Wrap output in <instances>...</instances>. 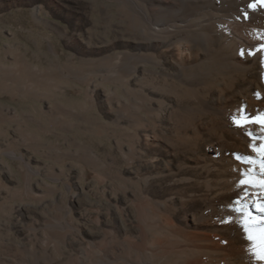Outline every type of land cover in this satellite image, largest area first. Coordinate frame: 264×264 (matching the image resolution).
Listing matches in <instances>:
<instances>
[{"label":"bare ground","instance_id":"6f19581e","mask_svg":"<svg viewBox=\"0 0 264 264\" xmlns=\"http://www.w3.org/2000/svg\"><path fill=\"white\" fill-rule=\"evenodd\" d=\"M23 1L32 4L33 16L51 14L43 0ZM68 1L65 15L83 27L81 3ZM113 1L125 3L120 15L131 38L117 47L120 38L97 43L86 29L75 30L69 53L78 62L98 64L99 72L106 68L102 79L120 82L124 91L126 106L117 91L106 93L111 117L96 116L116 141L117 156L83 155L99 170L98 183L112 182L113 207L102 208L99 197V210L81 213L99 224V235L68 225L81 240L51 228L52 219L46 226L31 224L24 242L0 243V264H264V154L256 150L264 144V125L239 127L233 119L264 117V0ZM99 13L110 23L117 17L105 3ZM49 48H56L51 41ZM75 74L63 67L48 73L27 63L0 64V82L27 79L22 88L28 94L36 91L34 82ZM95 96L90 98L98 108ZM58 104V111L68 110ZM54 151L60 156L58 148ZM244 173H251L255 186L239 184L248 179ZM50 178L59 181V173ZM27 185L25 195L33 192Z\"/></svg>","mask_w":264,"mask_h":264},{"label":"rangeland","instance_id":"374dc122","mask_svg":"<svg viewBox=\"0 0 264 264\" xmlns=\"http://www.w3.org/2000/svg\"><path fill=\"white\" fill-rule=\"evenodd\" d=\"M74 1L81 3V8L84 10L82 16L87 18L84 21V28L76 27L73 15H65L64 11L67 10L69 13L68 0H43L42 5L51 12L50 15L43 14V19L33 16L32 4L27 1L0 0L1 66L19 68L20 63L24 65L27 63L48 73L56 72L62 67L72 71L73 75L76 73L75 76L62 78L63 80L60 79L59 82L54 80L37 82V84L34 82L37 86L34 88L36 91L30 94L23 92L22 88L27 79L21 80L20 83L0 82V243H22L25 241L23 232H26L31 224L46 226L49 219H52L51 228L57 231H67L68 225L73 224L72 226L84 229L83 231L95 230L93 233L99 235L97 231L99 224L96 222L94 224L93 218L82 217L81 213H86L89 209L92 210L87 213L99 210L97 203L100 199L101 207L104 205L107 206L106 208L113 207L112 182L109 180L106 182H111L110 184L105 182L103 185L98 183L99 170L89 167L91 165L84 161L90 158V155L86 159L83 155L85 157L90 153L98 157L97 159H112L117 156L116 141L102 129L101 123L97 122V117L98 112L99 115L103 114L102 117L105 120L111 117L103 94L110 92L113 94L117 91L118 96L122 95L119 101H123L121 102L123 106L124 91L118 85L120 82L102 79L100 73L106 72V68L103 67L99 72L98 64L73 60L70 55L73 48L71 36L75 30L86 29L84 32L93 34L97 43H108V41L115 43L120 38L116 41V46L122 47L120 42L131 38L128 22L120 15L121 9L126 6L125 3L113 0ZM101 3L107 4L109 12L117 16L116 23L108 22L99 13ZM113 27L114 29L111 30ZM122 36L124 39H121ZM49 41L56 47L55 51L49 48ZM107 70L111 68L107 67ZM93 84L96 89L92 94L87 91L94 88ZM13 91L17 92V98L13 97ZM36 94L39 95L36 96ZM92 95H96L98 108L90 98ZM60 103L68 108L65 113L58 111L56 105ZM8 107L10 113H6ZM40 107L44 112L41 113ZM83 113L88 116V119L78 120L76 116ZM24 137L27 140H24ZM56 147L61 152L60 156L54 151ZM10 151L16 155V158L9 154ZM83 171L84 176L80 174ZM52 172L59 173V181L51 180ZM27 184L33 187V192L25 195ZM103 188H105V194H108L107 197H104L102 193ZM100 189L101 194H99ZM83 202L85 205L82 204ZM92 203L94 206H91ZM67 206L73 207L71 212ZM103 217H106L103 218L105 221H108V218L110 220L106 210ZM67 232L72 239L74 237L73 241L82 239L81 234L74 228ZM76 233L80 235L77 236ZM39 235L40 238L45 237L43 230H39ZM52 243V240L48 239L49 247L53 248V250L49 248L50 253H54L55 244Z\"/></svg>","mask_w":264,"mask_h":264},{"label":"snow or ice","instance_id":"6c2138e0","mask_svg":"<svg viewBox=\"0 0 264 264\" xmlns=\"http://www.w3.org/2000/svg\"><path fill=\"white\" fill-rule=\"evenodd\" d=\"M243 54V53H241ZM234 122L237 124V126L239 127H244L245 125L249 124V123H259L261 125H264V117H250L248 119L245 120H236V118L234 117ZM249 135H251V133H249ZM257 151L261 152L262 154H264V144L260 145V147L258 149H256ZM248 159V158H245ZM248 162H251L250 160ZM262 167H264V160H262ZM245 177H248V179H241L239 181V184L241 186L247 185V184H253V180L251 178V173H244L243 174ZM261 185H264V180L260 181ZM253 186H255L253 184ZM262 212H264V206L261 207L260 209ZM262 258H264V256H262Z\"/></svg>","mask_w":264,"mask_h":264}]
</instances>
